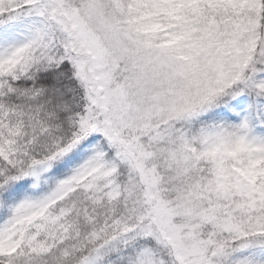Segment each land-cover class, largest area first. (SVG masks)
Returning a JSON list of instances; mask_svg holds the SVG:
<instances>
[{
  "label": "snow or ice",
  "instance_id": "6c2138e0",
  "mask_svg": "<svg viewBox=\"0 0 264 264\" xmlns=\"http://www.w3.org/2000/svg\"><path fill=\"white\" fill-rule=\"evenodd\" d=\"M0 264H264V0H0Z\"/></svg>",
  "mask_w": 264,
  "mask_h": 264
}]
</instances>
